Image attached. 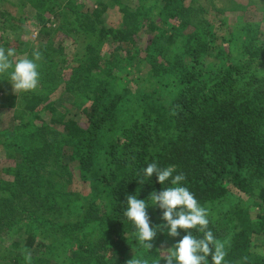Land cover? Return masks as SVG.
<instances>
[{"label":"trees","instance_id":"16d2710c","mask_svg":"<svg viewBox=\"0 0 264 264\" xmlns=\"http://www.w3.org/2000/svg\"><path fill=\"white\" fill-rule=\"evenodd\" d=\"M155 1L156 14L143 5L140 15L120 6L119 27L103 23L107 6L101 3L76 18L71 31L82 36L83 53L71 87L61 90L76 87L73 98L84 104L70 102L75 112L43 106L52 87L65 84L53 74H44L48 94L21 96L15 119L22 122L4 136L20 166H11V181L0 180V236L8 228L17 237L11 248L0 244V264H25L24 249L32 264H52L68 250V264H126L134 255L157 264L159 244L171 247L180 237L158 231L153 248L144 249L124 216L134 194L149 204L154 223L148 197L171 185L155 175L138 183L151 162L185 174L183 184L207 208L208 228L225 245L224 264H264V44L226 35L222 22L217 27L205 18L200 0L187 7L186 0ZM32 5L43 7L40 0ZM39 25L38 34L49 35L46 24ZM118 49H132L153 70L134 93L126 86L118 92L111 63ZM45 61L44 69L58 65L49 56ZM47 161L61 163L59 172L46 170ZM71 180L75 186L63 191ZM56 208L66 220L48 223L44 214Z\"/></svg>","mask_w":264,"mask_h":264},{"label":"rangeland","instance_id":"374dc122","mask_svg":"<svg viewBox=\"0 0 264 264\" xmlns=\"http://www.w3.org/2000/svg\"><path fill=\"white\" fill-rule=\"evenodd\" d=\"M37 2L39 0H0V46L4 47L5 50L8 48H14L16 50V56L10 58L13 59V62L21 57L32 58L33 51L39 50L42 53V59L37 61L40 74L39 84L34 91L40 92L41 94H48L50 87L46 88L47 83L43 79L45 78L44 74L49 76L50 74L56 75L57 81L64 82L65 84L58 86L56 89L52 87V92L43 102V106L48 103H53L58 111L63 112V109L66 108L71 113L76 110L70 102L78 103V99L73 98L76 94V91H74L76 87L73 86V93L65 92L61 94V90L71 87L70 81H72L71 78L73 76V65L77 64L78 54L83 53V46L81 45L82 36L71 31L76 25V18L79 14H87L91 9L97 8L98 4L101 3L107 6L106 11L101 15L103 23L108 27H119L122 26L124 16L120 6L125 5L126 8H129L131 11H136L140 15V5H143V10L147 8L149 11L151 10L152 14L158 12L157 4L159 5L155 0H120L121 5L112 3L110 0H40L43 6L40 9L32 5V3L35 4ZM190 2V0H186L184 3L185 7ZM200 5L208 12L205 18L211 17V21L217 27L220 26V22L223 23L222 26H226V29H224L225 32L227 31L226 35L238 36L240 38L239 41H249L251 38H255L257 40L255 41L256 44H264V0H200ZM140 11L142 12V9ZM41 23L46 24V29L50 31L49 35L38 34L39 24ZM156 24L162 26L160 21H157ZM186 32L187 30L183 31V34ZM58 46L61 47V52L58 51ZM114 46L109 45L107 47L112 49ZM109 51L111 52L110 49L107 52L104 51L108 53L107 56L110 54ZM130 55L134 58L133 62L128 60ZM136 55L138 54L136 52L134 53L132 49H118L115 58L111 59V63L115 62L113 65V73L119 77L116 83L118 92L122 90V87L126 86L134 93L136 92L135 89L137 87H143L147 83V77L152 75L153 70L151 65L146 61H141V58H138ZM46 56L55 60L58 65L44 69L43 64L46 63ZM106 65L107 63L105 62L104 67ZM49 78H46V80ZM26 93L28 91L14 92L8 73L0 74L1 181H11V166L14 163L17 168L20 166L17 151L15 152V149L11 150L10 147L6 148L5 145L8 140L4 136L12 132L13 128L22 122L15 118L21 115L23 106L21 96ZM12 96L16 98L13 106L10 105ZM78 104L84 103L79 102ZM40 116L45 122H48L50 118L49 113L45 112V110H41ZM25 121H27V118ZM67 153H70V149H67ZM44 164L46 170L54 174L59 172L58 166L61 163L54 165L52 161H47ZM63 164H68V160H63ZM57 179L59 180V178ZM74 182V180H71L63 188V191L69 192L70 188L75 186ZM157 192H159L158 188ZM152 207L154 211L152 221L154 223L152 226L155 227L164 222L161 219L162 210L155 206ZM40 209L43 210V206ZM44 217V220H47L48 223L61 224L66 220V213L59 214V210L56 208L44 214ZM160 233L164 234L165 237L167 236L166 230ZM16 237L17 235L13 234L11 230L4 228L0 236L1 247L11 248V243ZM21 245H23V242H21ZM68 253L69 250L65 256L61 255L56 260H52V264L56 262H58L57 264H68L70 260L67 257L69 256Z\"/></svg>","mask_w":264,"mask_h":264},{"label":"clouds","instance_id":"9594fccd","mask_svg":"<svg viewBox=\"0 0 264 264\" xmlns=\"http://www.w3.org/2000/svg\"><path fill=\"white\" fill-rule=\"evenodd\" d=\"M16 56L14 48L0 46V74L8 73L14 92L35 90L39 84L37 61L42 59V53L34 50L32 58L21 57L13 62ZM10 70V71H9ZM143 175L138 183L143 184L145 179L155 175L161 185L170 180V185L161 191H152L149 195L151 205L162 210L161 219L164 223L152 226L147 212L149 204L146 200L138 199L136 195L127 196V208L124 216L132 222L139 244L147 250L153 248L152 241L157 232H164L170 237H180L171 247L161 245V256L157 264H224L227 251L224 243L217 240L212 230L208 228V210L196 199L195 195L183 184L186 176L183 172L173 174L175 165L161 168L156 162L148 163L141 170ZM140 173H138V176ZM183 230L184 234L181 235ZM195 229L202 235H193ZM210 258V259H209ZM25 264H32L31 252L24 249ZM126 264H148L146 259L132 257Z\"/></svg>","mask_w":264,"mask_h":264}]
</instances>
